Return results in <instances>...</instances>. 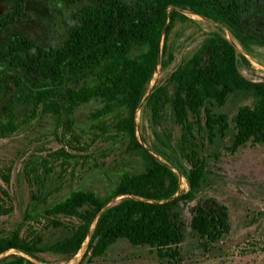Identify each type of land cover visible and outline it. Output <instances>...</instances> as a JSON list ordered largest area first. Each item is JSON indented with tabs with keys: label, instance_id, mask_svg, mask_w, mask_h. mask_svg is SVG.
Listing matches in <instances>:
<instances>
[{
	"label": "trees",
	"instance_id": "1",
	"mask_svg": "<svg viewBox=\"0 0 264 264\" xmlns=\"http://www.w3.org/2000/svg\"><path fill=\"white\" fill-rule=\"evenodd\" d=\"M25 1L11 0L0 15V34L21 19ZM59 1L73 8V22L66 25L59 43L41 44L17 27L8 30L0 41V63L12 71L4 76L0 68V91L8 105L0 118V137H7L20 125L15 119L10 92L12 83L23 85L25 97L32 102L23 121L33 118L38 105L45 102L51 103L48 109L57 120L63 114L69 124L75 109L93 100L99 105L89 112L91 119L125 110L126 114L111 127L125 132L130 148L139 154L145 167L137 172H122L118 182L104 194L73 189L62 198L47 201L49 192L39 182L31 193V205L23 220L36 209L53 216L48 221L53 227L62 225L56 215L76 218L78 223L69 230L66 242L73 253L85 241L86 245L75 264H85L89 258L104 254L118 238L135 245L147 244L158 257H168L176 263L177 245L184 237L186 225L177 208L194 197L207 168L203 158L194 159L198 144L189 111H196L198 105L203 107L204 131L209 139L216 135L224 137L232 124L228 146L231 152L247 141L264 143V80H252L241 73L238 61L247 60L224 34L227 29L243 44L241 0ZM185 10L214 21L216 28L169 76L176 82L171 105L181 129L182 146L174 148L175 158L153 148L161 161L137 139L133 114L157 65L165 68L174 59L168 35L176 21L190 19ZM256 35L264 41V29ZM161 90L162 86L153 88L143 101V107H148L152 121L158 125L162 121L160 100L168 99ZM238 90L251 91L254 102L240 106L230 120L225 113L210 108L212 104L224 105L227 97ZM178 173L184 177L187 189L176 194ZM8 177L0 169V179L7 181ZM117 196L121 197L109 203ZM189 226L210 247L229 230L226 205L214 197L199 200L193 207ZM56 246H43L38 234L23 239L18 226L0 234V255L10 249L32 255ZM0 264L34 263L21 254L11 253L0 256Z\"/></svg>",
	"mask_w": 264,
	"mask_h": 264
},
{
	"label": "rangeland",
	"instance_id": "2",
	"mask_svg": "<svg viewBox=\"0 0 264 264\" xmlns=\"http://www.w3.org/2000/svg\"><path fill=\"white\" fill-rule=\"evenodd\" d=\"M10 2L0 0V15L8 9ZM72 10L59 0H26L24 15L7 27L3 35L0 34V41L17 27L41 44H57L66 25L73 22ZM241 10L243 44L227 29L224 34L247 60L238 61L241 73L252 80H264V41L256 35L264 29V0H241ZM184 13L190 19L176 21L168 35L173 61L165 68L157 65L133 114L137 139L161 161L163 159L153 148L175 158L174 148L182 146L181 129L174 120L171 105L176 82L169 76L216 28V23L210 19L187 10ZM0 68L4 76L12 72L1 63ZM157 86H162L161 93L168 98L160 100L162 121L159 125L152 121L148 107H143L144 98ZM10 94L14 99L15 119L20 125L7 137H0V169L9 175L7 181L0 179V234L18 226L23 239H32L38 234L43 246H57L32 255L10 249L0 256L17 253L34 264H75L82 255V246L73 253L66 241L69 230L78 223L76 218L56 215L54 217L62 225L53 227L48 225L53 216L40 209L32 212L27 220H23V215L30 208L31 193L39 182H43L49 192L45 197L47 201L62 198L73 189H90L104 194L107 188L118 182L122 172H137L145 167L139 154L130 148V138L125 132L111 127L126 111L91 119L89 112L99 105L93 100L79 105L69 124L63 114L57 120L48 109L51 103L45 102L38 105L33 118L23 121L31 111L32 102L25 97L23 85L12 83ZM253 102L251 91L238 90L227 97L224 105L212 104L210 108L225 113L230 120L240 106ZM196 108V111H189L198 144L193 155L194 159L203 158L207 168L194 197L177 208L186 223L184 237L177 245L179 259L175 263L171 258L158 257L155 249L147 244L135 245L125 238H118L104 254L89 258L85 264H264V143L247 141L231 152L228 146L232 140V124L224 137L216 135L209 139L204 131L203 107L198 105ZM7 109L6 97L0 91V118ZM183 162L187 165L186 161ZM179 174L176 194L187 189L184 177L180 179ZM205 197H214L226 205L230 225L228 232L210 247L189 226L193 207Z\"/></svg>",
	"mask_w": 264,
	"mask_h": 264
},
{
	"label": "bare ground",
	"instance_id": "3",
	"mask_svg": "<svg viewBox=\"0 0 264 264\" xmlns=\"http://www.w3.org/2000/svg\"><path fill=\"white\" fill-rule=\"evenodd\" d=\"M179 178L180 179H183V176L181 174H179ZM85 245H86V241L83 243L82 245V248H81V252H83L84 248H85Z\"/></svg>",
	"mask_w": 264,
	"mask_h": 264
}]
</instances>
